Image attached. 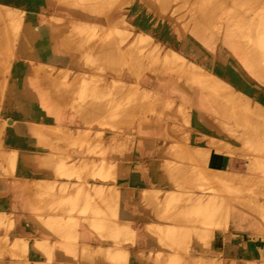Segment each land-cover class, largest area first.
<instances>
[{
    "label": "rangeland",
    "instance_id": "rangeland-1",
    "mask_svg": "<svg viewBox=\"0 0 264 264\" xmlns=\"http://www.w3.org/2000/svg\"><path fill=\"white\" fill-rule=\"evenodd\" d=\"M253 17L255 35L242 37L239 26ZM263 18L264 0H0V196L19 180V160L53 176V183L35 184L32 198L49 216L44 241L11 239V215L0 202V264H34L35 256L43 261L37 264H52L55 245L40 248L51 240L65 253L73 249L75 260L81 250L91 264H128L121 247L135 245L137 236L118 229L119 189L145 173L143 153L152 147L164 149L156 155L158 165L166 160L159 171L176 192L166 195L159 216L173 226L165 235L151 228L169 251L150 260L190 264L194 243L209 239L193 234L225 226L227 197L235 208L264 198V104L251 90L264 88V48L256 47ZM217 55L239 69L249 91L210 72ZM204 122L213 129L201 136L207 149H193ZM214 151L227 154L215 163L245 161L256 175L236 174L230 187L231 177L214 174L218 187H211ZM197 191L217 195V203L203 205ZM140 196L161 207L157 194L142 189ZM263 203L250 206L264 211ZM82 223H91L90 238L111 247L88 254Z\"/></svg>",
    "mask_w": 264,
    "mask_h": 264
},
{
    "label": "crops",
    "instance_id": "crops-1",
    "mask_svg": "<svg viewBox=\"0 0 264 264\" xmlns=\"http://www.w3.org/2000/svg\"><path fill=\"white\" fill-rule=\"evenodd\" d=\"M41 12L46 16L51 15L42 10ZM213 63L215 66L210 69V72L225 81V83L230 85L231 88H234L235 85L239 86V81H243V79H240L242 74L239 72V69L229 66L228 61L223 60V58H220L217 55ZM240 86L241 91L250 90V87L245 86V83ZM251 90H254L258 95L259 103L264 104V88L262 89V87L259 86L257 90ZM202 114L203 113H201V115ZM212 130V127H207L205 122L202 123L198 129L196 128L193 135V149H207V144L200 142L201 136L207 132H212ZM16 150L18 156L30 155L29 152H22L20 149ZM9 152L10 150L8 153ZM163 152L164 149L158 147L146 149L143 153L145 155V160L142 162L146 169L145 173L141 175V178L138 181H135V184H133L132 181H129L128 185H122L119 189L121 201L117 218L120 223L118 229L122 231L121 226L125 225L123 227L124 229L135 232L137 236L135 245L126 246L124 248L121 247V249H126V251L129 252L128 256L130 259L128 264H166V262L157 263L149 259L150 255L154 256L159 253L167 255L169 251L165 249V247H159V240L153 234L155 233V230L152 231L151 228L156 225L162 234L165 235L173 226L170 222L164 220L159 221L160 214L163 215L165 211L166 205H164V201L166 195L169 192H176L175 190H171L173 189V186L169 181V175H167L165 171L163 172V170L162 172L159 171L160 167L165 166L166 164V160L163 158ZM214 152L211 154L212 159L208 166V169L211 172V178L207 180V182H209L211 187H218L217 178H214L217 175L220 177H231V179L226 178L231 181H226L230 187H233L232 178L236 174L248 173L256 175L255 169H252L250 164L245 161H234L231 157H227L226 163H215V156L224 157L227 154ZM160 153L163 155V160L160 161V164L158 165L159 160L156 158V155H159ZM17 170L20 175L19 180L15 181L14 184H11L7 191L6 187H3L0 196L1 206L7 204L5 207V215H11V221L13 222V232L10 234L11 239H37L38 241H44L43 236L49 233V228L43 220H47L49 216L46 214H40V212L37 211L38 207L32 202V198L36 195V185L39 183L46 185L53 183V176H51L50 173H46L47 171H38L32 164L20 162V160L17 163ZM67 182L68 181H61L59 183ZM96 186L102 188L105 187V184L98 181ZM142 189L152 192L153 196H155V194L158 196V193H160L158 197L160 199L161 207H159L155 201L151 202L152 206L150 207V200H147V202H145L146 206L142 207V204H144L140 200V191ZM195 193L197 196L202 194L200 191ZM154 198L155 197L151 199ZM217 199V195L211 193L205 195V198L203 199V203H205L203 205L212 206L217 203ZM257 201L258 203H263L264 198H259ZM257 201L249 202L248 207L235 208L232 197H227L225 206L222 209V211H227L229 213L225 226L220 228L216 227L207 233L200 229L197 232L200 233L201 236L199 234H193V237L196 239L205 237L206 235L209 236V239L194 243L190 251L195 253V260L192 262L190 261V264H264V211L258 207L255 208L254 206H250L251 203ZM74 219L83 220L82 217H75ZM102 222L103 223L101 224L104 225V219ZM90 224L85 225V223H82L80 228L82 246H85V251L87 250L88 254L92 255L98 253L101 255L102 252L107 248H110L111 245H107L103 241L97 242L94 237L90 238L88 233L91 232ZM1 234L2 233H0V235ZM54 242V240H51L50 244H43L40 247L41 249L51 250L55 245L56 249H54L53 255L56 260L52 264H91L89 261L81 258V250L78 251L79 258L75 260V258L70 255L73 253V249L70 250V253H65L63 250L57 249L60 243L55 242L56 244H54ZM34 250L36 252L38 247H34ZM134 252H142L146 259H139V257L142 256L135 255ZM41 262L43 261L35 256L33 263L37 264ZM187 262L189 263V261ZM17 263L18 262H15L13 264ZM5 264H11V261L6 260ZM95 264H105V262L104 260H98ZM181 264H185V262Z\"/></svg>",
    "mask_w": 264,
    "mask_h": 264
},
{
    "label": "bare ground",
    "instance_id": "bare-ground-1",
    "mask_svg": "<svg viewBox=\"0 0 264 264\" xmlns=\"http://www.w3.org/2000/svg\"><path fill=\"white\" fill-rule=\"evenodd\" d=\"M241 18H242V16H241ZM249 18H250V17H249ZM36 19H37V18H36ZM253 19H254V17H253ZM255 19H257V18H255ZM255 19L252 20L251 23H247V24H246V21H248V19H247L246 21H244V23H243V20L241 21V23H243V24H245V25L243 26V28H241L242 25H240V26H239L240 29H243V31L246 30L245 32H248V33H245V32L242 33L243 31L240 32L242 37H250V35H253V34H254V33L252 32V30H253V26L256 25L255 23L258 24V19H257V20H255ZM263 19H264V18H263ZM259 21H260V20H259ZM254 22H255V23H254ZM238 23H239V22H238ZM252 23H253V24H252ZM259 23H261V22H259ZM260 25H262V24H260ZM260 25H258V26H260ZM236 26H238V25H236ZM262 26H263V25H262ZM262 26H261V27H262ZM246 27H248V28L246 29ZM244 29H245V30H244ZM251 29H252V30H251ZM240 31H241V30H240ZM80 32H82V31H80ZM260 32H261V31H260ZM246 34H247V35H246ZM254 35H255V34H254ZM256 36H260V35L258 34V35H256ZM89 37H90V36H89ZM260 38H261V39H260ZM251 39H252V38H251ZM263 39H264V37H259L258 40H257V45H256V47L259 46V49H260V47H262V46H263V48H264V44H263V43H264V40H263ZM243 40H246V39L243 38ZM230 41H231V40L226 39V44H228ZM255 41H256V40H255ZM261 41H262L263 43H262ZM259 42L261 43V45H260ZM89 47H91V46H89ZM87 48H88V47H87ZM91 48H92V47H91ZM254 48H255V47H254ZM250 51H251V50H250ZM200 188H201V187H200ZM208 191H209V190H208ZM204 192H205V191H204ZM206 193H208V192H206ZM207 195H208V194H207ZM203 196H204L203 194H199V195H198V197H202V198L204 199L205 196H204V197H203ZM198 197H197V198H198ZM206 198H208V197H206ZM203 199H202V200H203ZM200 201H201V200H200ZM204 203H205V202H204ZM204 203L202 202V204H204ZM197 204H198V203H197ZM202 204H201V205H202ZM263 204H264V203H263ZM197 207H198V206H197ZM199 207H200V206H199ZM199 209H201V207H200ZM196 211H197V209H196ZM202 211H203V210H202ZM203 213H204V212H203ZM190 220H192V218H191ZM176 221H177V220H176ZM194 221H195V219H194ZM178 222H179V221H178ZM190 222L192 223V221H190ZM184 227H185V226H184ZM191 227H192V226H191ZM185 228H190V227H187V226H186ZM195 229H196V228H195ZM182 230H185V231H184V235H185V232H186V233L188 232V231H186V229H181V231H182ZM197 231H198V230H197ZM178 232H180V231H178ZM188 233H189V235L191 236L190 232H188ZM181 234H183V232H182ZM194 234H199V235H200V233H198V232H196V233H194ZM179 235H180V234H179ZM189 235H188V236H189ZM180 236H181V235H180ZM186 236H187V234H186ZM193 236H194V235H193ZM200 236H201V235H200ZM200 236H199V237H200ZM181 237H182V236H181ZM184 237H185V236H184ZM185 239H186V238H185ZM195 239H196V238H195ZM187 240H188V241H187ZM187 240H186V241H187L188 244H189V239H187ZM187 242H185V243H187ZM177 243H178V241H177ZM179 243H180V242H179Z\"/></svg>",
    "mask_w": 264,
    "mask_h": 264
}]
</instances>
